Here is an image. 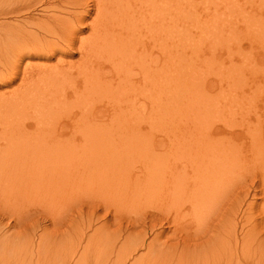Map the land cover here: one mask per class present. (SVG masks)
Listing matches in <instances>:
<instances>
[{
  "label": "bare ground",
  "instance_id": "bare-ground-1",
  "mask_svg": "<svg viewBox=\"0 0 264 264\" xmlns=\"http://www.w3.org/2000/svg\"><path fill=\"white\" fill-rule=\"evenodd\" d=\"M59 1L0 0L1 13L4 15L20 13L24 8L31 7L32 11L36 6L41 7L39 15L23 17L21 22L13 25L5 22L2 24L5 28L3 35L6 53L16 57L15 61L4 67L2 77H7V82L4 83L6 85L16 80L19 62L24 57L56 59L55 64L51 66L26 64L21 84L13 92L11 100L18 104L19 100L15 95L30 94L40 116L38 129H41L44 124H51L58 116H53V112L49 114L47 111L67 106L69 104L67 97L73 95L75 105L80 108V116L73 120L72 124L74 131L85 137V144L78 147L71 141L56 140L52 137L50 144L55 149H50L47 144L36 145L33 152L40 148L45 150L34 153L36 156L32 164L30 161L31 165L21 157L23 154L20 152L15 153L16 156H11L12 158H0V195L3 199L10 200L9 198L22 191L36 189L39 190L38 193L43 192L48 201L59 203L64 200L63 197H66L68 191H76V194L85 191L92 195L97 194L99 202L87 205L86 213L91 220L90 224L100 208L104 209L101 217L111 213L110 207L114 209L113 213L116 216L119 214L118 207L125 205L133 207L141 204L144 199L147 204L156 203L157 206L136 219V222L127 223L125 231L129 225L133 227L144 225L146 218H149L151 232L156 226L164 224H171L170 228L173 227V230L169 235L171 238L167 236L162 239L163 241L160 239L165 235L161 230L155 232L148 242L142 233L126 234L123 242L120 241L122 244L118 247L119 250L129 246L127 252L144 247L151 251L145 256L147 259L140 255L142 258L137 256L138 258L130 264H160L159 260L162 261L161 264H254L256 251L260 250V256L262 251L264 252V229L252 225L243 235L239 229L241 236L238 235L239 222H242L244 215L245 194L236 195L230 201L229 209L224 206V210L219 211L218 217L214 221L211 220L207 227L206 223L204 229L199 226L204 220L210 221L213 217L206 219L208 210H211L209 205L214 202V207L218 206L214 201L217 192L223 191L224 186L227 190L228 186L225 184L229 182L236 183L233 181L240 172H243L242 169L249 167L251 171L250 167H253L252 170L259 167L264 171L263 151L262 147L260 148L264 143V129L260 123H252L250 118L249 122L252 124L246 123L248 122L246 120L245 124L242 120L235 121L233 116L237 113L233 111V106L236 104L235 100L241 99L235 98L237 96L235 94L231 96L234 103L229 100L231 106L226 100L228 97L221 95L223 108L221 100L215 98L218 99H214L216 108L212 109L214 104L205 96L206 90L199 79L201 75L203 78L206 72L212 73L211 69L217 65H214L212 60L215 55L206 56V61L199 62L205 67L204 70L199 69L201 66H197L195 62L200 57L197 54H201V50L199 47L194 50L193 47L199 45L201 39H195L186 25L190 24L186 20L190 17L189 12L185 11V8L178 9L175 0ZM236 6L237 3L223 10L221 16L223 22L229 21L224 17V13L231 14L236 10ZM91 12L94 16L90 23L86 24ZM86 28H89V33L83 36ZM213 28L200 27L201 37L204 33L203 36L207 40L213 39L216 30L220 29ZM76 52L80 53L78 62L64 60L74 56ZM189 52L194 54L195 59L191 55L187 56ZM219 68L218 66L217 69ZM217 69L215 71L219 74L217 77L220 85L233 78L229 84L232 89H236L232 83L239 84L237 75L227 76L226 71ZM233 71L237 73L234 68ZM108 76L113 79L108 80ZM138 82L141 84L138 91L147 102L137 100L135 97L129 98L130 90ZM229 84L227 83L228 87ZM104 95L108 96V100L105 101L108 104L112 103L110 105L112 113L107 124L121 132V137L117 138L121 141H116L117 145L109 141H106L105 145L106 134L102 128L100 131L99 127L104 128L107 124L98 126L92 123L102 116L99 114L100 110H95L94 99L96 96ZM182 100L187 104L181 103ZM146 103L150 106L148 132L166 122L172 125L166 132L167 142L163 139L160 146H157L158 143L155 144L157 149L165 144L163 150L156 153L153 151L154 147L152 148V137L148 135L142 137L146 132L142 126L137 125V132L132 128L129 130L130 126H126L133 115L137 114L140 117L141 112L137 106L144 107ZM239 113L243 114L242 111ZM213 121L216 123L212 126ZM218 123H222L221 125L226 126L229 131H235L234 138L239 139L242 134L248 137L249 146H246L248 155L238 153L240 148L236 142L230 140L233 137L224 136L220 139L213 136L220 130L216 126ZM59 124V122L53 124V131H60ZM226 138H229L228 147L226 141L224 142ZM9 145L11 147L12 144ZM51 152L53 155L49 157ZM135 156H139V160ZM47 158L53 159H50L49 163L40 161ZM139 161L141 164L136 166V162ZM230 183L228 185H231ZM92 189L98 193H93ZM223 192L218 195L225 197L226 192L224 194ZM222 198L220 197L218 203L222 202ZM216 209L220 210L217 207ZM98 218L97 216L96 219ZM193 224L196 225L192 230L194 232L188 229ZM241 225L243 226V222ZM105 229L101 226L100 231L95 229L92 237L88 239L86 237L87 243L83 249L87 248L88 242L99 232L104 235L105 239L101 237V240L105 244L111 234L105 232ZM118 229L121 232L123 228L120 225ZM168 237L170 244L167 243ZM179 239H183L184 243L180 249ZM37 245L41 246L40 240ZM79 245L72 247L79 249ZM22 262L17 260L16 264ZM75 262L79 264L78 259Z\"/></svg>",
  "mask_w": 264,
  "mask_h": 264
},
{
  "label": "rangeland",
  "instance_id": "rangeland-1",
  "mask_svg": "<svg viewBox=\"0 0 264 264\" xmlns=\"http://www.w3.org/2000/svg\"><path fill=\"white\" fill-rule=\"evenodd\" d=\"M163 1L164 0H162V2ZM175 1L178 4V9L185 8V11L189 12L190 17L187 18L186 20H188L190 24H186V25L190 30V32L192 33V35H194L195 39H199V40L201 39V43H199V45L196 44L197 45V46L195 45L196 47L192 46L194 50H196L198 47L201 50V54L200 53L197 54V56H200L197 58V62H195L196 64H198L197 66L200 65L199 62L206 61L208 56L212 54L215 55V58H213L212 60H214L213 61L214 65L215 64L217 65L213 66V68L211 69L212 73L208 72L209 74H206L207 73L206 72L203 78H201L202 76L201 75L199 79L201 82H203V85L202 83L201 85L202 87L204 86L203 88H205L206 90V95L205 94L204 95L207 96L209 99H211V103L214 104L212 105V109L216 106L215 100L218 99L219 101L221 100V108H223L224 103L222 102L223 99H220L222 98L221 95H223V97L224 96L228 97V99L226 98L225 99L228 101V105L231 106L229 100H231V102L234 103L232 99L233 97L231 98V96L235 94L237 95L235 98L238 99L241 98L240 100L238 99L237 100L242 102L239 103L240 104L239 105L237 103L238 101L235 100L236 104H234L235 107L233 106V111L237 113L235 114L236 117L233 116L232 113V116L235 118V121L238 122L243 121V123L245 120L248 121V122L245 121L246 123L258 122L260 123V125L263 126L264 129V0H175ZM58 2L60 1L58 0ZM235 3H237L236 10L232 11L231 14H229L228 12L226 14L224 13V17H226V19L229 21L223 22L222 21L223 18L221 17L222 13L224 12L223 10ZM1 8L2 7L0 4V158L11 157L14 156L15 153L20 152V154H23V156L21 157L26 159V161H29V164L31 161L32 164L36 156V154L34 153H39L40 150L43 151L45 150L40 148L35 152H33V149L36 145L47 144L50 146L49 147L50 149L53 150L55 149L50 144V139L52 137H54L56 140L71 141L74 145L78 147L84 146L85 137L74 131V127L72 124L73 120L77 119L80 116L79 113L80 108L75 105L73 95L72 96L69 95L67 97V102L69 103L67 106L65 107L62 106V108L59 110L55 108L54 110L50 109L49 111H47L49 114L53 112V116L56 115L58 116H56L53 119L51 124L48 123L44 124V127L41 129H38V122L40 121L38 118L40 116L38 114L37 109L34 107V103L30 94H24V93L17 94L15 96L19 100V103L14 104L12 102L11 99L13 97V92L16 91L18 86L21 84V80L23 78L22 75L26 64L29 63L31 65L43 64V65L51 66L55 64L56 59L47 60L44 58L39 59L37 57H30V58L24 57L22 61L19 62L20 64L19 73L17 75L16 80H14L8 85L4 84L5 82H7V77L6 76L2 77L4 73L3 69L7 64L15 61L16 57L13 56L11 53L10 55L6 53V49L4 47L5 39L3 35L5 28L4 25L2 24H4L5 22V24L13 25L16 24L18 21L21 22L20 20H22L23 17H27L30 15L35 16L36 14L39 15L40 14L39 12H41L40 10L41 7L36 6L35 9L32 11H30L31 7L29 9L24 8L21 10L20 13L19 12L8 13L7 15L1 13L2 12ZM17 10L18 8L15 9V11ZM198 15L199 17H197ZM93 16L94 13L91 12V14L87 18L88 20H86L87 21L86 24L90 23ZM178 16H179V11H178ZM216 25L220 29H218ZM206 26H209L211 28H213V26H216V28L219 30V31L216 30L217 33L215 34V36H213V39L211 40H207L203 36L204 33L202 34L201 37V32L199 28ZM230 30L233 32H231ZM88 33H89V28L88 29L86 28L82 33V35L86 36ZM214 37L216 38L218 37V38L215 39ZM213 43L214 45H212ZM188 55H191V57L195 59V57L193 56L194 54L192 55L191 52H189L187 56ZM79 56L80 53L76 52L74 56L72 57L70 56L69 58L67 57L64 60L67 62L69 61L78 62L80 58ZM161 65L162 62H160L159 66ZM218 66L220 67L219 68L220 70L223 69L224 71H226L227 76H233V74L234 76L237 75L236 79L238 78L237 80L239 81V84L232 83V86H235L236 89H232L229 84V82L232 81L233 78L227 81L229 87L225 82L220 85L219 79L217 77L218 72L216 74L215 71L218 68ZM233 68L237 70L236 71L237 73H234ZM199 69L204 70L205 67L202 65ZM230 71L233 72L231 73ZM111 76H108V80H110V78L113 79V77ZM140 85L141 84L138 82L136 85L132 87V89L130 90L129 98L135 97L137 98V100L147 102L145 97L138 91V87H140ZM242 88L243 90L241 91ZM233 90H235L236 93H234L235 91ZM105 100H108L107 95L101 97L96 96V98L94 99V101L96 102L95 110L96 111L100 110L101 112H99V114L102 115L99 116L100 117L99 120L92 121V123L95 125L102 126L103 124H107L109 122L108 120L110 119L112 113L111 112L112 109H110V105L112 103L110 102L108 104ZM185 100H182L181 103L187 104ZM242 105L243 107H240ZM149 107L150 106L148 103H146V106L144 107L138 105L137 109L139 112H141L140 117L137 114L133 115L128 120L126 126H130L129 130H131L132 128V130H134L135 132H137V125L142 126L143 129L146 130V132H144L145 135L142 134V137L145 138L146 135L152 137L151 144H152V148L154 147L153 150L155 151L154 153H156L158 151L159 152L162 151L163 148L165 147V144L158 149L155 146V144L158 143L157 146L161 145L163 139H165L166 132L169 131L172 125L166 122L158 126L156 129H152V131L148 132L149 122L147 120L149 119ZM241 111L243 113V114L241 113L242 115H240L239 113ZM211 113H213V111L210 112L209 116H211ZM69 116L72 117L69 118ZM249 118L251 122H249ZM101 121H104L105 123ZM56 122L60 123L59 124L60 131L59 130L53 131L52 129L53 124H55ZM215 123L213 121L212 126L215 125ZM221 124L222 123H218L216 125L217 128H220V130L218 133L214 134L213 136L217 138L220 137V139H222L224 136L225 137L228 136L230 138L233 137L235 131L233 132L229 131L226 126ZM101 128L102 131H104V133L106 134L105 145L108 141L111 144L115 143L113 145H117L116 141H121L120 139L117 140L118 136L121 137V132H119L120 130H118V128L111 127L112 128L111 129L109 124L105 125L104 128L103 126L99 127L100 131ZM160 132L162 135L160 134ZM228 139L226 138L224 140V142L226 141L227 147L230 145L229 142L227 143ZM230 140H232V142H236L235 144L240 148V151L243 148L241 152L240 151L238 152L239 154L248 155L249 152L247 151L246 146H249V140L245 134L244 135L242 134L241 138L239 139L233 137V139ZM165 142H167V139H165ZM9 143L12 144L11 147ZM17 143L20 144L17 145ZM262 144L264 145V143ZM128 145L130 146V144ZM263 145H260V148L262 147L261 149L263 151L262 159L264 158ZM102 146L104 145L102 144ZM52 155L53 152L50 153L49 157H51ZM128 156H130V154ZM138 158L139 156L136 157V159ZM50 159L53 158L42 159L40 161L43 163L46 162L49 163ZM137 164L140 165L141 162L140 161L136 162V166H138ZM248 168L249 167H246V169ZM250 168L252 172L250 171V169H248L249 171L246 169H245L246 171L242 169V171L245 174L243 172H240L237 175L236 179H234L233 181L236 183L231 184L229 182L231 185H228L229 183L225 184L228 186L227 190L224 189L226 186L223 187V191H225L226 193L223 191L217 192L216 194L217 198L214 201L217 202L216 205L220 206V207L216 206L217 208H220V210L219 209L217 210L216 207H214L215 206L214 202L212 203L213 205L211 204L213 206L212 208L211 205H209L210 207L209 209L211 210H208L206 219L208 217L211 218L212 216L213 219L211 218L210 221L209 219L206 221L204 220V222L201 225L199 224L201 228H203L205 223L207 224V225L205 224V226L207 227L208 224H210L211 220L214 221L218 217L219 213L222 210H224V206H226L227 209H229L228 205L230 201L240 193V196H243L242 194H245L244 195L245 200H243L244 202L243 211L246 213V215L243 212L244 214L242 215L243 226L241 225L242 222H239L238 235L241 236V234L243 235L244 233H246L248 229L252 227V225L258 227L261 226V228L264 229V210H263L264 209V175L262 174L264 173V171L259 167H256V169L254 168L253 170H252L253 167ZM257 168L260 169V171H258ZM228 188L230 190H228ZM92 191L93 193L94 192L98 193L94 189H92ZM38 192L39 190L36 189H34V191L33 190H27L25 192L22 191L21 193H18L15 197L9 198L10 200H7V198L3 199V197L0 195V264H16L17 260L23 261L22 264H77L75 262L76 259H78L79 264H106V263L130 264L132 263L133 260H135L138 257L140 258L141 256L147 259V257L145 256H148V254L151 251H149L144 247L143 249H138L136 251L130 250L127 252V248H130L129 246H126V248L123 247L121 250H119L118 247L122 244L123 242L122 240H124V236H126V234L133 235V234L142 233L144 234V238L146 242L151 240L152 237L155 235V232H158L160 230L163 231L165 235L164 237H161L160 241H163L162 240L163 238H167V236L172 234L171 232L173 230V227L171 226L172 228H170L171 224H164L163 226L158 225L155 228H153L154 231L151 232L149 218L145 219L144 225H140L139 227H133L129 225L130 228L128 227V229L125 231V226L128 225L127 223L131 224L133 222H136V219H138L140 216L142 217L144 214H147L146 212L152 210L154 207L157 206L156 203H154L153 205L147 204L146 201H144V199L142 200L141 204L134 205L133 207L132 205L130 206L125 205L118 207L117 210L119 211L118 212L119 214L116 216H114L113 213L114 209L110 207L111 213H109L105 217H101L104 213V209L100 208L95 213L96 215L92 218V223L90 224L91 220L88 219L89 217H87V213H86L87 205L91 203L99 202L97 199L98 195L96 193L95 194L97 195V197L93 198V196L96 195H92L86 191L84 193H79V194H76V191H68L66 192V197H63L64 200L62 202L54 203V201H48V198L44 196L43 192L42 193H38ZM220 192H223V194L225 193L224 195L226 196L224 197L221 194L218 195V193ZM220 197H223L222 198L223 200L221 199L222 202L218 203ZM43 199H47V200H43ZM245 209L247 210L248 213L246 212ZM214 211L216 212V214ZM247 214L249 215V217ZM97 216L99 217L98 219H96ZM243 219L245 220V223ZM249 219L250 221H248ZM246 220L248 222H246ZM120 225L123 228L122 230H120L121 232H119L118 229V226L120 227ZM101 226L106 228L105 232L107 233L111 232L110 239L108 240L107 238V242L103 244L101 237L104 239L105 237L104 235L102 236V234L99 232L97 235L95 234V236H93V238L88 242L87 248L84 250L83 246L87 243L86 241L88 237L90 238L91 234L93 235L95 229L100 231ZM195 226L196 225L193 224V226L188 229L192 231L195 228ZM239 229L242 230V232L239 231ZM118 232L119 234H117ZM239 232H241V234ZM177 235L179 236V234ZM82 237L84 238L81 239ZM169 237L171 238V236ZM39 240L41 246L37 245ZM120 241H122L121 244ZM173 241L175 242L174 239ZM167 243L169 244L171 243L170 239L169 241L167 240ZM178 243L180 249V246H183L184 244L183 239H179ZM76 244L79 245L78 246L79 249L72 247V246H76ZM71 248L74 249L75 252ZM259 251L260 250L256 251L257 255H255L256 258L253 261L254 264H258V263L264 264V259H263L264 252L262 251V254L260 256ZM121 254H123L125 257ZM259 257L262 258V259L260 258V261L263 262L259 261ZM116 258H119V260ZM121 258L123 260L125 259L126 260L123 261ZM159 262L160 264L162 263V261L160 260ZM208 264H212V263H208Z\"/></svg>",
  "mask_w": 264,
  "mask_h": 264
}]
</instances>
